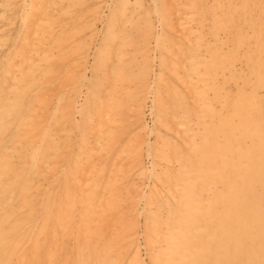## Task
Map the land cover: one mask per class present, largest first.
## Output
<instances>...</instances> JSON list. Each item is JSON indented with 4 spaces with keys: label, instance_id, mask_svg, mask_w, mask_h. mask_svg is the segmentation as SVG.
<instances>
[{
    "label": "bare ground",
    "instance_id": "bare-ground-1",
    "mask_svg": "<svg viewBox=\"0 0 264 264\" xmlns=\"http://www.w3.org/2000/svg\"><path fill=\"white\" fill-rule=\"evenodd\" d=\"M40 258L264 264V0H0V264Z\"/></svg>",
    "mask_w": 264,
    "mask_h": 264
},
{
    "label": "rangeland",
    "instance_id": "rangeland-1",
    "mask_svg": "<svg viewBox=\"0 0 264 264\" xmlns=\"http://www.w3.org/2000/svg\"><path fill=\"white\" fill-rule=\"evenodd\" d=\"M64 242V244L62 245H59L58 246V248H57V257H62V256H64L65 254H66V252H67V250L68 249H66L65 250V247L68 245V246H73L74 244L72 243V241L71 240H69V238H68V236H64L63 237V239H62ZM71 241V242H70ZM62 246H64V248L62 247ZM70 252V251H69ZM70 255V254H69ZM36 264H43V262H42V259L40 258V259H38L37 260V262H36Z\"/></svg>",
    "mask_w": 264,
    "mask_h": 264
}]
</instances>
